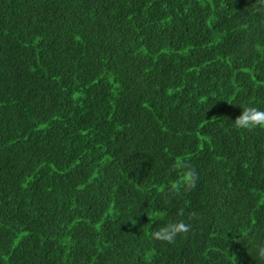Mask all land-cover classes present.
<instances>
[{"label": "trees", "instance_id": "trees-1", "mask_svg": "<svg viewBox=\"0 0 264 264\" xmlns=\"http://www.w3.org/2000/svg\"><path fill=\"white\" fill-rule=\"evenodd\" d=\"M249 105L264 0H0V264H264Z\"/></svg>", "mask_w": 264, "mask_h": 264}, {"label": "clouds", "instance_id": "clouds-1", "mask_svg": "<svg viewBox=\"0 0 264 264\" xmlns=\"http://www.w3.org/2000/svg\"><path fill=\"white\" fill-rule=\"evenodd\" d=\"M234 126L239 129L264 128V108L254 105L243 106L242 113L233 121ZM181 167V165H177ZM197 179L196 174L188 170L184 173L183 182L186 186H194ZM176 187L175 184L172 185ZM191 225L183 220H173L163 224L153 233L155 239L163 240L169 243L175 242L178 235L189 231ZM259 255L264 257V246H259Z\"/></svg>", "mask_w": 264, "mask_h": 264}]
</instances>
